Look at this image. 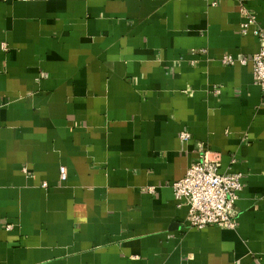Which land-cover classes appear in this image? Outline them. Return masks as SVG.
Segmentation results:
<instances>
[{"label": "crops", "instance_id": "crops-1", "mask_svg": "<svg viewBox=\"0 0 264 264\" xmlns=\"http://www.w3.org/2000/svg\"><path fill=\"white\" fill-rule=\"evenodd\" d=\"M241 5L264 26V0H0V264H264ZM204 154L243 174L235 228L175 199Z\"/></svg>", "mask_w": 264, "mask_h": 264}, {"label": "built area", "instance_id": "built-area-1", "mask_svg": "<svg viewBox=\"0 0 264 264\" xmlns=\"http://www.w3.org/2000/svg\"><path fill=\"white\" fill-rule=\"evenodd\" d=\"M26 1V0H23ZM244 21L240 24L242 33L252 32L261 41L260 49L253 54V77L264 95V26L260 25L256 16L241 5ZM224 63L233 65L236 62L247 64L246 57L235 58L225 55ZM220 91L219 89L217 90ZM190 133H180L182 140H188ZM221 159L217 155L209 157L202 155L201 159L192 163L186 173L173 184L175 199L188 206L186 224L190 228L202 229L207 226L235 228L237 226L236 201L243 188L241 172H221ZM65 167L60 168V178L65 180ZM47 186V182H43Z\"/></svg>", "mask_w": 264, "mask_h": 264}]
</instances>
